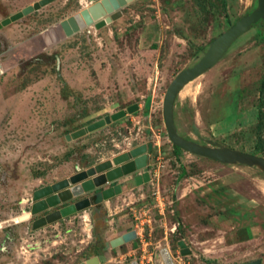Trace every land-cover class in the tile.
<instances>
[{"label":"rangeland","instance_id":"obj_1","mask_svg":"<svg viewBox=\"0 0 264 264\" xmlns=\"http://www.w3.org/2000/svg\"><path fill=\"white\" fill-rule=\"evenodd\" d=\"M37 1L0 0V22ZM99 1L54 0L0 28V264H82L100 254L102 264H165L166 246L172 264H264V171L176 151L163 115L176 75L258 0H135L106 26L67 36L60 23ZM134 104L138 111L67 139ZM174 114L187 139L257 152L264 19L182 89ZM143 143H153L149 181L126 176L108 203L33 228L43 215H31L37 189ZM128 229L137 238L104 250Z\"/></svg>","mask_w":264,"mask_h":264},{"label":"water","instance_id":"obj_2","mask_svg":"<svg viewBox=\"0 0 264 264\" xmlns=\"http://www.w3.org/2000/svg\"><path fill=\"white\" fill-rule=\"evenodd\" d=\"M52 1L54 0H40L33 5L25 7L22 11L0 22V28L22 18L24 15L39 10ZM133 1L135 0H100L63 20L60 25L67 36L73 35L81 29L92 25L101 28L121 17V9ZM263 19L264 0H258V6L255 10L241 17L231 28L211 41L203 57L194 66L180 71L173 79L164 98L163 115L169 138L175 146L190 153L211 158L222 163L244 164L258 167L264 171V156L224 146L211 140H209L208 144H201L183 137L178 132L174 114L175 103L182 89L188 83L215 66L239 37ZM1 67L0 62V74L2 73ZM139 108V104H134L127 109H122L111 115H107L105 118L91 123L88 127L67 135V139L72 140L83 137L89 132L96 131L112 122L124 118L128 114L138 111ZM196 132L199 133L197 129ZM152 148L153 143H143L112 159L100 162L88 169L79 170L69 178L37 189L33 195L31 215H43L34 221L33 228H41L77 212L87 210L93 205H99L104 201L112 199L122 193L123 183L120 180L126 176L134 175L133 178L137 185L149 181L148 152ZM136 237V230L125 233L107 242L104 250L106 251L110 247L123 245ZM179 245L182 255L191 253L184 241H180ZM160 253L165 264L173 263V257L168 247H163ZM106 261H108L107 255L100 254L89 258L82 264H102ZM260 263V260H256L248 262L247 264ZM129 264L139 263L133 261Z\"/></svg>","mask_w":264,"mask_h":264},{"label":"trees","instance_id":"obj_3","mask_svg":"<svg viewBox=\"0 0 264 264\" xmlns=\"http://www.w3.org/2000/svg\"><path fill=\"white\" fill-rule=\"evenodd\" d=\"M258 135H259V137H258V143L256 144V147H255L256 150H257V152L255 154H258V155L263 156L264 155V147H263L264 140H263V135H262V131L261 130L258 131ZM175 150L176 151H179L180 150V147L176 146L175 147Z\"/></svg>","mask_w":264,"mask_h":264},{"label":"crops","instance_id":"obj_4","mask_svg":"<svg viewBox=\"0 0 264 264\" xmlns=\"http://www.w3.org/2000/svg\"><path fill=\"white\" fill-rule=\"evenodd\" d=\"M122 190H123V189H122ZM112 199H114V197H113ZM112 199H110V200H112ZM104 202H106V201H104ZM108 202H109V200H108L106 203H108ZM93 206H96V205H93ZM133 230H135V229H128L127 232H125V233H128V232L133 231ZM136 232H137V231H136ZM125 233H123V234H125ZM123 234H122V235H123ZM137 236H138V232H137ZM136 238H137V237H136ZM133 240H134V239H133ZM133 240H132V241H133ZM130 242H131V241H130ZM127 243H129V242H127ZM124 244H125V243H124ZM120 246H121V245H120ZM166 247H167V246H166Z\"/></svg>","mask_w":264,"mask_h":264},{"label":"flooded vegetation","instance_id":"obj_5","mask_svg":"<svg viewBox=\"0 0 264 264\" xmlns=\"http://www.w3.org/2000/svg\"><path fill=\"white\" fill-rule=\"evenodd\" d=\"M138 175V174H137ZM122 187H123V185H122ZM92 201H93V198H92ZM104 249H105V247H104Z\"/></svg>","mask_w":264,"mask_h":264}]
</instances>
